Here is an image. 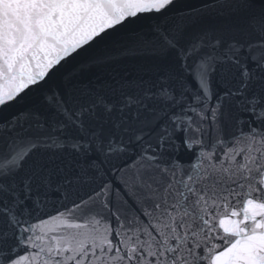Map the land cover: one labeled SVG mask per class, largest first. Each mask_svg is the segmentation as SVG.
I'll use <instances>...</instances> for the list:
<instances>
[{
  "label": "snow or ice",
  "instance_id": "obj_1",
  "mask_svg": "<svg viewBox=\"0 0 264 264\" xmlns=\"http://www.w3.org/2000/svg\"><path fill=\"white\" fill-rule=\"evenodd\" d=\"M0 264H264V0H0Z\"/></svg>",
  "mask_w": 264,
  "mask_h": 264
}]
</instances>
